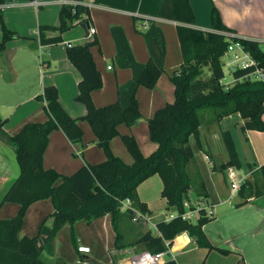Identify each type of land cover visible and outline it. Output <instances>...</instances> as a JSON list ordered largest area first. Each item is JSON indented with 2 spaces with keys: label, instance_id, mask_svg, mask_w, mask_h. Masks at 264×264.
Wrapping results in <instances>:
<instances>
[{
  "label": "trees",
  "instance_id": "1",
  "mask_svg": "<svg viewBox=\"0 0 264 264\" xmlns=\"http://www.w3.org/2000/svg\"><path fill=\"white\" fill-rule=\"evenodd\" d=\"M70 1L75 4L61 6L57 27H39L41 45L60 43V35L77 25L89 27V11L82 4L83 0ZM156 17L177 23L182 63L170 77L174 86V101L156 110L147 121L149 140L157 145L151 155L144 157L130 135L121 137L132 158L130 165L113 155L109 147L110 141L118 136L119 125L131 127L141 118L136 99L137 89H152L164 72V37L151 20H147L145 29L137 30L142 34L149 53V60L145 64L134 60L121 28L112 27L110 30L116 48V66L130 69L132 73L128 82L117 87V100L114 103L97 108L91 100V93L102 87L101 75L91 54V48L98 45L94 38L84 45L66 48L68 61L81 76L75 101L84 105L86 114L83 117H70L58 101L56 87L47 86L36 97L45 104L47 119L44 122L27 123L18 133L9 136L3 129L4 121L0 119V140L13 147L19 170L17 178L0 200V206L5 203L19 206L15 217L0 220V264H66L59 258H55L52 263L47 261V257H55V238L58 232L68 226L70 242L77 248L75 224L90 223L105 215L111 216L116 234V251L142 244L150 253L164 252L171 247L166 245L167 242L186 232L199 249L229 253L223 248L213 246L203 232V226L213 220V215L207 216L205 208L197 206L198 216L194 222L182 217L184 202H190V193L195 195L197 203L208 202V194L195 167L189 140L193 138L196 146L201 147L199 128L204 117L201 113L206 111H210L209 115L216 121L238 113L244 120L240 127L242 132H264V82L239 80L248 71H236L233 74L237 79L235 83L227 87L221 83L224 77L221 57L229 44L223 33L232 30L222 23L220 13L215 7L210 13V32L192 27L195 15L189 0H162ZM0 27L1 54L8 42L20 37L5 27L1 16ZM44 31L56 32L58 35L46 38ZM235 41L264 69V51L256 41ZM203 70L208 75L203 76ZM80 121L89 124L96 137V145L104 151L105 160L95 165L86 164L70 176L45 170L42 159L49 134L61 131L70 143H80L83 137ZM220 137L227 161L213 167V170H240L242 164L230 132L223 131ZM246 167L254 178L255 175L261 176L264 188V165L257 171H253L251 164H246ZM154 175L161 179V197L176 216L168 222L156 223L159 235L146 231L136 241L125 243L120 222L122 214H127L133 220L136 214L143 216L148 213L146 204L138 199L137 187ZM245 192H249L251 197H259L264 194V189H253L251 182L246 181L240 186L238 193ZM126 199L132 204L121 212V202ZM43 200L51 201L53 212L40 225L34 237L18 238L27 209ZM190 209L195 210V207L190 205ZM49 219L50 223L47 222ZM112 261L117 264L114 255ZM77 264H83V261ZM164 264L177 263L167 260ZM201 264H205V261Z\"/></svg>",
  "mask_w": 264,
  "mask_h": 264
},
{
  "label": "crops",
  "instance_id": "2",
  "mask_svg": "<svg viewBox=\"0 0 264 264\" xmlns=\"http://www.w3.org/2000/svg\"><path fill=\"white\" fill-rule=\"evenodd\" d=\"M162 0H83L82 4L89 11V27L95 33L89 36L80 25H77L60 35L61 42L51 45H41L39 27L59 25V10L61 5L55 0H0V16L6 28L16 32L20 37L6 44L0 54V119L4 121L3 129L13 136L27 123H41L47 119L45 104L36 99L47 86H54L58 91V101L64 111L72 118H80L86 114L84 105L75 101L78 94L79 72L66 57L67 46H81L96 39L98 45L91 48L96 69L102 78V87L91 93L95 107H104L117 100V87L131 79L130 69H120L114 58L116 48L110 30L119 27L124 33L130 51L137 63L145 64L149 53L142 34L137 31L151 20L161 30L165 55L164 72L160 75L152 89L139 87L136 99L141 118L131 127L121 124L117 127L118 136L114 137L109 147L113 155L130 165L132 158L128 154L121 137L132 136L144 157L151 155L157 145L149 140L147 121L154 112L174 101V86L170 81L173 71L182 63L179 41L176 32V22L156 17V12ZM264 0H189L196 21L192 26L204 32H210V13L215 7L221 16L222 23L232 30L236 36L256 41L259 46L264 43V31H244L236 23H225V19L239 20L243 14L251 13L255 19L264 20V8L254 10V3ZM51 9L53 10L51 13ZM264 30V25H262ZM46 38L56 37L58 33L44 31ZM240 34L246 37H241ZM2 38L0 27V40ZM107 67H111L110 70ZM230 78V77H229ZM222 84H229L223 82ZM230 84L229 86H231ZM227 87V86H226ZM264 121V113L262 115ZM83 131L82 141L72 144L61 131H53L48 136V144L43 154L42 166L45 170H53L64 176H70L86 164L95 165L105 160L102 149L96 145V137L87 122L80 121ZM244 120L236 113L214 120L211 115H205L200 131L201 147L196 146L193 138L189 143L194 154V163L208 194L207 203H197L195 195L189 194L193 207H203L209 210L213 220L203 226V232L213 246L227 250L221 254L212 250L206 252L196 247L188 233L176 239L172 246L173 260L177 264H252L251 257L255 255V263L264 264V194L251 197L249 192L237 193L234 202H225L229 198V189L225 172H219L213 167L227 161V154L220 133L229 131L242 164L245 182L250 181L253 189L263 190L260 175L255 178L246 167L251 164L257 171L264 165V132H242L240 127ZM19 174L15 164L14 149L0 140V200ZM209 183V184H208ZM256 184V185H255ZM162 181L158 175L146 179L137 187L140 202L146 204L148 225L164 221L168 222L176 213L165 215L168 208L166 200L161 197ZM228 194V195H227ZM190 204V202H189ZM190 204V205H191ZM19 206L5 203L0 206V220L10 219L17 215ZM53 212L50 200L32 204L26 211L23 225L18 232V238L34 237L40 225ZM198 213L193 214L196 220ZM50 219L47 221L50 223ZM153 221V222H152ZM214 225V227H210ZM145 224L143 225V227ZM146 227V226H145ZM209 228V229H208ZM77 246L88 247L89 254L77 252L69 239V227L62 228L55 238V257L48 258L52 263L55 258L66 264H114L118 251L115 250L116 234L110 215L93 220L90 223L78 222L74 226ZM121 231L122 227H121ZM134 232L136 241L139 232ZM150 231L149 227L143 232ZM209 232V233H208ZM123 233V232H122ZM124 236V234H123ZM184 244V246H179ZM181 247V248H180ZM133 252L145 250L142 244L131 247ZM124 248V249H126ZM122 250V249H121ZM218 252V253H216ZM195 253L194 258L185 257ZM179 254V255H178ZM207 254V257L205 256ZM206 257V258H205ZM205 258V260H204Z\"/></svg>",
  "mask_w": 264,
  "mask_h": 264
},
{
  "label": "built area",
  "instance_id": "3",
  "mask_svg": "<svg viewBox=\"0 0 264 264\" xmlns=\"http://www.w3.org/2000/svg\"><path fill=\"white\" fill-rule=\"evenodd\" d=\"M55 1H57L61 6L75 4V2L70 0ZM146 26L147 25L145 24L143 28ZM87 32L89 36H93L95 33L94 29L90 27H88ZM223 34L227 38L229 44L223 56L221 57V65L222 70L223 68L226 69L231 79L229 84L223 85L229 86L230 84H233L237 81V79L233 76L234 72L236 71H248L241 78H239V80L264 82V69H262L258 65V62L243 49L242 45L238 41H235L236 39L243 38L236 36V34L233 32H224ZM107 69L110 70L111 67H107ZM237 171L238 170L235 168H228L225 171V179L229 189V198L225 202L229 203L231 198L238 193L240 186L245 182V176L238 173ZM131 204V201L128 199L122 201L120 211L124 212L128 207L131 206ZM188 204V202H184V213L182 217L188 221H192L193 214L195 212L197 213V209L195 206V210H191L190 204ZM206 213L207 216H211V212L209 210ZM140 219H144L146 222H149L147 215L139 216L138 214H136V218H134L133 221H138ZM150 229L154 230V234L159 235L156 225L150 224L149 230ZM181 235L177 236L173 241H171L173 242L172 244H170L171 242H167L166 245H171V247L160 253H150L147 250H142L136 253L130 248L119 250L116 254L118 256L117 264H164L167 260H173L172 246L174 245L176 239ZM77 252L89 254L90 249L88 247L77 246Z\"/></svg>",
  "mask_w": 264,
  "mask_h": 264
},
{
  "label": "rangeland",
  "instance_id": "4",
  "mask_svg": "<svg viewBox=\"0 0 264 264\" xmlns=\"http://www.w3.org/2000/svg\"><path fill=\"white\" fill-rule=\"evenodd\" d=\"M252 8H254V10H257V9L262 10L264 8V1H263V3H254L252 5ZM52 11L53 10L51 9V13H52ZM195 21H196V18H195ZM225 23H227V24L236 23L237 25L242 26V28H243L244 31H251V32H255V33L264 31L262 29V25H264V20L255 19L253 17V15H251V13L241 15V17H239V20L225 19ZM194 24H195V22H194ZM240 36L241 37H246L245 35H242V34H240ZM260 48L264 51V43L263 44H260ZM223 72H224V81L223 82L225 83V82H228L230 80V78H229V75H228L226 69L223 68ZM203 74H204L203 76L208 75V73L206 72V70H203ZM210 113H211L210 111H206V112H202L201 115L202 116H205V115H209ZM84 122H86V121H84ZM15 164H16V162H15ZM16 168H18L17 167V164H16ZM237 172L240 173V174H242V175L244 174V171L243 170H238ZM255 182H256V178H255ZM235 200H236L235 197H232L231 200H230V202H234ZM189 201H190V204H191V197H189ZM164 213H165V215H168L170 213L173 214L174 211H172V209H170V208H167ZM122 215L123 216H122L120 222H121V227H122L123 234H124V240H127L128 241L130 239H133V237L135 236L134 235V232H136L137 229L138 230H141V231H138L139 232V236H140L141 234L144 233L143 231L145 229H147V227H149L148 223H146L144 219H140L139 221H133L127 214H122ZM192 221L194 222L195 220H193V218H192ZM144 224H145L146 227L145 226L143 227ZM210 227H214V225H212ZM150 231L152 232V234L155 233L154 230H152V229H150ZM213 245H215V244H213ZM179 246L182 247V246H184V244H181ZM206 252L208 253V251H206ZM216 253H218V252H216ZM194 254L195 253H190V254L186 255L185 257H188L190 259H193L195 257ZM205 256L207 257V254ZM205 258H204V260H205ZM252 258H255V255L251 257L252 264H258V263H260V261H258V263H255L254 259L252 260Z\"/></svg>",
  "mask_w": 264,
  "mask_h": 264
},
{
  "label": "water",
  "instance_id": "5",
  "mask_svg": "<svg viewBox=\"0 0 264 264\" xmlns=\"http://www.w3.org/2000/svg\"><path fill=\"white\" fill-rule=\"evenodd\" d=\"M81 28L86 32V33H88L87 32V30H88V27H85V26H81ZM181 236H185L186 237V235L185 234H183V235H181ZM173 242H171L170 244H172ZM174 244H175V242H174Z\"/></svg>",
  "mask_w": 264,
  "mask_h": 264
}]
</instances>
